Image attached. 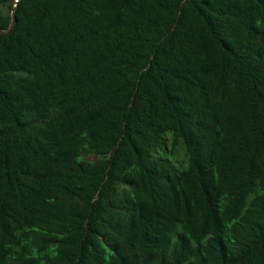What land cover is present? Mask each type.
Instances as JSON below:
<instances>
[{"label": "trees", "instance_id": "16d2710c", "mask_svg": "<svg viewBox=\"0 0 264 264\" xmlns=\"http://www.w3.org/2000/svg\"><path fill=\"white\" fill-rule=\"evenodd\" d=\"M1 7L0 264H264V0Z\"/></svg>", "mask_w": 264, "mask_h": 264}, {"label": "rangeland", "instance_id": "374dc122", "mask_svg": "<svg viewBox=\"0 0 264 264\" xmlns=\"http://www.w3.org/2000/svg\"><path fill=\"white\" fill-rule=\"evenodd\" d=\"M0 11L2 13H5L6 12V8L5 7H1L0 8ZM174 154L176 155L177 158H179V159L182 158V156H183V150H182V148H178Z\"/></svg>", "mask_w": 264, "mask_h": 264}]
</instances>
